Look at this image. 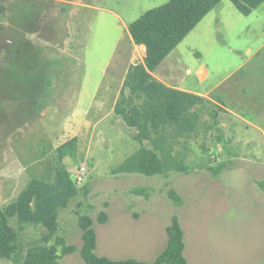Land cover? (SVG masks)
<instances>
[{"label":"rangeland","instance_id":"374dc122","mask_svg":"<svg viewBox=\"0 0 264 264\" xmlns=\"http://www.w3.org/2000/svg\"><path fill=\"white\" fill-rule=\"evenodd\" d=\"M167 1L0 0V142L9 133L22 162L16 161L11 177L1 169L0 209L27 179L51 175L52 147L79 137V159L64 163L71 175L85 165V177L77 183L80 194L60 209L52 237L77 247L62 264H86L79 214L93 218L96 252L110 259L153 263L177 214L188 264H264V2L244 15L222 0L154 71L176 86L225 94L231 114H222L223 144L214 150L221 137L216 129L191 140L188 173L112 172L139 147L135 130L114 112L128 66L144 55L128 26ZM218 163L225 167L214 176L208 167ZM170 188L183 197L182 205L169 197ZM101 211L108 214L105 223L98 221ZM10 223L18 228L16 218ZM46 231L25 224L21 243L27 248Z\"/></svg>","mask_w":264,"mask_h":264},{"label":"trees","instance_id":"16d2710c","mask_svg":"<svg viewBox=\"0 0 264 264\" xmlns=\"http://www.w3.org/2000/svg\"><path fill=\"white\" fill-rule=\"evenodd\" d=\"M222 0H168L148 9L133 20L128 31L137 45L145 47L142 61L131 63L124 76L122 86L114 104V112L124 123L135 130L134 139L139 147L117 167L113 173H140L146 176H168L171 171L190 172L187 162L190 142L202 134L216 129L215 144H223L224 134L220 121L226 112L221 99L209 98L193 92L167 85L154 75V71L180 42L201 22V20ZM244 15H249L264 0H231ZM218 149V146L215 145ZM204 152L210 148L201 146ZM79 137L74 136L55 148V167L47 177L30 179L16 199L0 209V259L16 264H62L63 255L77 250L68 244L64 236L57 233L60 209L80 194L68 167L66 157L77 160ZM210 159V158H209ZM224 163L209 165L214 176L224 169ZM264 188V183H262ZM89 191L83 187L84 194ZM138 194L149 196L145 189H136ZM169 197L177 205L183 204V197L173 188ZM16 218L18 228L10 219ZM106 211H101L98 221L105 223ZM93 218L79 214L82 230L80 253L86 264H148L134 258L110 259L97 254V233ZM40 224L47 231L41 240L25 248L20 233L25 224ZM167 243L151 264H188L185 256V231L174 214L166 228ZM59 247L62 253H59Z\"/></svg>","mask_w":264,"mask_h":264},{"label":"crops","instance_id":"0c3cea01","mask_svg":"<svg viewBox=\"0 0 264 264\" xmlns=\"http://www.w3.org/2000/svg\"><path fill=\"white\" fill-rule=\"evenodd\" d=\"M222 3V1L220 2V3H218L206 16H208L215 8H218L219 6H220V4ZM205 16V17H206ZM204 17V18H205ZM203 18V19H204ZM202 19V20H203ZM202 20H201V22H202ZM200 22V23H201ZM199 23V24H200ZM198 24V25H199ZM130 38H131V36H130ZM131 40H132V38H131ZM132 42H133V40H132ZM133 44L135 45V46H139V47H141L142 48V50H143V54L145 55V47L143 46V45H137V44H135L134 42H133ZM144 55H143V57H142V59L141 60H139V61H142L143 60V58H144ZM137 62V61H136ZM132 63H135V62H132ZM200 70H202L203 71V73L202 74H200L201 76L202 75H204L205 74V72H206V70H205V67H201V68H199V70H198V73H199V71ZM127 71V70H126ZM125 74H126V72H125ZM155 75V74H154ZM156 76V75H155ZM157 77V76H156ZM158 79H160V80H162L163 82H165L167 85H169V86H171V87H174V88H177V89H180V90H184V91H188V92H193V93H197V94H200V95H204V96H206V97H209V98H215V99H221V101H222V105L225 107V109H226V112H229L230 114H231V111H230V108L228 107V105L225 103V98H224V96H225V94H218V95H214V96H210V91H206V92H202V91H198V90H192V89H189V88H185V87H180V86H176V85H173V84H170V83H168V82H166V81H164L163 79H161L160 77H157ZM120 91V90H119ZM118 97V96H117ZM96 98V95H94V99ZM117 99V98H116ZM223 113H225V111L224 112H222L221 113V117H220V121H221V125H222V130H224V126L226 125V121H224L223 119H222V114ZM17 133H18V131H17ZM13 134H16V132H15V130L14 131H12V133H11V135H13ZM10 136V134L9 133H7V135H5V136H3V138H2V142H0V143H4V145H3V149H2V151L0 152V165H1V167H0V181H1V179H2V174L4 173L1 169H2V167H5V174L4 175H6V176H9V177H11L12 175H13V172H14V165H15V163H16V161L18 162V163H20V165H21V163L22 162H19L18 160H21V155H17V154H15V147H16V143H14V141L12 140V141H10V140H8V137ZM21 138V137H20ZM7 139V141H5ZM5 147H6V149H5ZM57 146H54V147H52V149H54L55 150V148H56ZM55 153V152H54ZM15 155L18 157L16 160L14 159V157H15ZM37 161V160H36ZM35 161V162H36ZM2 163H5V164H2ZM16 167V166H15ZM53 167H55V165L53 166ZM23 169L25 170L26 169V166L25 165H23ZM9 170H11L10 172H9ZM77 170V169H76ZM54 171V168H53V170H52V172ZM3 172V173H2ZM51 172V173H52ZM30 179H27V181H26V183H25V185H24V187L26 186V184H27V182L29 181ZM23 187V188H24ZM23 188L19 191V193L23 190ZM18 193V194H19ZM183 202H184V200H183ZM173 217V216H172ZM185 231V230H184ZM186 243V242H185Z\"/></svg>","mask_w":264,"mask_h":264},{"label":"built area","instance_id":"2783aa9c","mask_svg":"<svg viewBox=\"0 0 264 264\" xmlns=\"http://www.w3.org/2000/svg\"><path fill=\"white\" fill-rule=\"evenodd\" d=\"M85 172H86V167L85 165H80L77 167L76 172L72 175L74 181L76 183H81L84 180L85 177Z\"/></svg>","mask_w":264,"mask_h":264}]
</instances>
